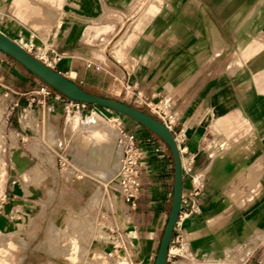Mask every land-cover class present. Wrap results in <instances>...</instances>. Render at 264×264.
Here are the masks:
<instances>
[{
	"label": "crops",
	"instance_id": "crops-1",
	"mask_svg": "<svg viewBox=\"0 0 264 264\" xmlns=\"http://www.w3.org/2000/svg\"><path fill=\"white\" fill-rule=\"evenodd\" d=\"M0 31L91 92L123 95L129 104L135 93L134 106L145 110L142 101L151 98L165 113L180 149L182 194L190 187L188 168L206 172L198 213L181 223L182 245L191 255H224L261 236L264 0H0ZM17 80L38 84L36 76L0 51V100L8 113ZM37 111L50 116L55 109L49 105ZM129 127L145 139L148 151L141 164V193L134 212L117 199L118 212L112 216L124 221L119 227L125 234L133 220L136 236L125 252L135 264H152L161 210L171 204L172 157L157 135ZM116 146L120 159L121 146ZM3 158L8 162L0 229L13 221L16 198L26 205L31 196L25 181L17 185L12 179L32 168L30 157L9 151ZM89 187L90 179L74 178L65 189L75 201ZM148 206L154 227L145 234L141 224ZM109 234L101 248L116 242L113 229ZM174 235L170 247L177 244ZM170 255L171 249L166 264Z\"/></svg>",
	"mask_w": 264,
	"mask_h": 264
},
{
	"label": "rangeland",
	"instance_id": "rangeland-1",
	"mask_svg": "<svg viewBox=\"0 0 264 264\" xmlns=\"http://www.w3.org/2000/svg\"><path fill=\"white\" fill-rule=\"evenodd\" d=\"M37 82L38 84L35 85L33 82L16 81V98L19 92L25 95L20 96L18 105L10 113L7 112L3 100H0V165L3 168L0 167V198L2 201L5 200L3 193L7 184V175L3 173L4 162H8L3 157L9 151L21 153L30 157L28 161L32 165V168L25 173L12 175L17 185L19 181L22 183L25 181L31 189V196L29 201L26 200V205L23 204V198L20 199L21 201L16 198L12 213L13 221L8 227L0 229V264H135L131 255L119 247L130 245L131 238L133 240L136 234L132 219H129L131 225L125 234L126 232H121L119 227L124 221L112 216L116 215L118 210L116 202L120 198L112 177L114 165L110 160L114 158L115 164L120 165L119 148L116 146L114 152L113 146L118 143V133L122 128L135 135L142 151L141 163L146 161L148 151L143 147L145 139L138 136L129 126L132 124L142 131L148 129L131 118L98 104L86 103L81 112L75 111L67 115L64 108L54 102L52 97L46 100V105H53L55 111L50 116H46L45 111H37L41 107L38 102L35 101L30 108L27 105L31 98L37 100L31 91L40 83H44L39 78ZM100 91L103 92L101 89ZM104 95L120 101L124 98L123 95ZM130 98V105L138 104L137 94L132 93ZM143 111L152 115L146 107ZM56 113L59 117L55 116ZM74 115L79 116L78 122L74 121ZM110 145L113 146L110 148ZM161 145L170 152L164 142ZM156 151H159V148ZM64 152L68 156L69 165L68 169L60 170L58 155ZM69 155H72V159ZM46 166H51V170ZM74 178L86 179L88 182L90 179L91 189L81 195L79 200L72 201L74 199L72 191L65 188H69L70 184L74 183ZM26 194H29V191L26 190ZM127 206L133 212L138 208L137 206L130 208L128 204ZM169 210L170 208L161 210L158 239L161 238L163 221L168 216ZM151 211V206L144 208L141 225L145 234L149 233L147 229L154 227L149 222ZM116 228L117 231L114 233L116 243L120 244H118L119 248L116 251L110 246L101 248L110 238V229ZM118 231L122 238L116 234ZM94 238L96 241L92 244ZM252 241L254 242L241 246L237 254L241 257L245 254V258L249 257L251 264H264V232L261 236L254 237ZM170 249L168 264H209L212 260L216 264H234V258H239L238 255H226L227 253L193 256L188 247L182 245V241L174 243L171 247L169 245V253ZM153 256L155 257L154 254Z\"/></svg>",
	"mask_w": 264,
	"mask_h": 264
},
{
	"label": "water",
	"instance_id": "water-1",
	"mask_svg": "<svg viewBox=\"0 0 264 264\" xmlns=\"http://www.w3.org/2000/svg\"><path fill=\"white\" fill-rule=\"evenodd\" d=\"M0 51L9 56L27 72L39 78L64 96L80 102L92 103L115 110L136 121L166 144L170 150L173 163V186L170 210L159 240L152 264H166L168 247L173 235L175 222L180 210L183 191L182 164L175 138L169 128L149 113L134 107L127 102L113 99L102 94L91 92L70 78L49 67L30 54L21 45L0 31Z\"/></svg>",
	"mask_w": 264,
	"mask_h": 264
},
{
	"label": "built area",
	"instance_id": "built-area-1",
	"mask_svg": "<svg viewBox=\"0 0 264 264\" xmlns=\"http://www.w3.org/2000/svg\"><path fill=\"white\" fill-rule=\"evenodd\" d=\"M42 56L41 58H43ZM45 64L50 67L49 63ZM87 65L89 66L90 64L88 63ZM31 92L34 94L37 100L31 98L27 103L29 108L32 107L35 101L38 102L41 106H48L46 105V100L49 97H52L54 99V102L60 104L64 108L66 114L69 115L71 112H81V110L85 107L86 104L85 102L75 101L64 96L63 94H61L51 86L47 85L46 83H40L38 87L32 90ZM16 95L17 91H15V96ZM18 95V98H15V100L12 101V103L8 107L11 111L14 110L15 107L18 105L20 96L25 95V93L19 92ZM137 96L139 97V95ZM142 102L144 107H146L152 113L153 116H156L157 119L162 121L168 127L167 121L165 119V113L158 107L157 104L152 102L151 98ZM119 132L120 136L117 138V142L122 145L123 150L121 157L122 163L118 171V176L116 178V185L119 190L120 200L128 204L130 208H135L137 206L136 200L139 197L141 190V159H143L142 151L134 134L126 132L122 128H120ZM58 161L60 170L68 169L69 160L68 157H66L65 153L58 155ZM186 172L190 179V187L187 188L184 194H182L180 210L174 226V240L177 243L182 241V236L180 233L182 220L186 217L198 213L199 198L205 184V171H196L192 168H188ZM116 231L117 228L113 230V233ZM116 234L121 237V233L119 231ZM250 242L254 241L251 240ZM112 244L113 251H116L119 247L125 250V247L123 245L121 246L118 242H113ZM118 244L120 245L119 247ZM240 247L241 246L230 248L225 252V254H233L234 256L238 255L237 251H239L238 249ZM238 257V259L234 258V264H251L249 262V257L245 258V254L243 257L239 255ZM209 264L216 263L212 260V262H210Z\"/></svg>",
	"mask_w": 264,
	"mask_h": 264
},
{
	"label": "bare ground",
	"instance_id": "bare-ground-1",
	"mask_svg": "<svg viewBox=\"0 0 264 264\" xmlns=\"http://www.w3.org/2000/svg\"><path fill=\"white\" fill-rule=\"evenodd\" d=\"M68 78H70V77H68ZM71 80H73L72 78H70ZM74 81V80H73ZM77 114V113H76ZM79 116L78 115H74V117H73V119H74V121L75 122H78V120H79V118H78ZM120 136V132L118 133V137ZM101 138V137H100ZM105 138V137H104ZM98 139V138H97ZM101 140V139H100ZM120 145V144H119ZM111 146H113V145H110V148H111ZM121 146V150H123V148H122V145H120ZM113 151L115 152L116 151V145H114L113 146ZM93 151H94V149H93ZM108 152H109V150H108ZM112 152V151H111ZM108 154V153H107ZM110 154V153H109ZM66 155V154H65ZM104 156V155H103ZM66 157H68L67 155H66ZM121 157H122V151H121ZM112 158V157H111ZM114 158H112L111 160H110V162H111V164L112 165H114V167H112V168H114V172H113V174H115L116 173V171H117V168H118V166L115 164V159L113 160ZM101 161V160H100ZM121 163H122V159H121V162H120V166H121ZM110 164V165H111ZM116 167V168H115ZM120 169V168H119ZM119 171V170H118ZM116 176H118V173H117V175ZM117 178V177H116ZM116 178L114 179L115 181H116Z\"/></svg>",
	"mask_w": 264,
	"mask_h": 264
}]
</instances>
